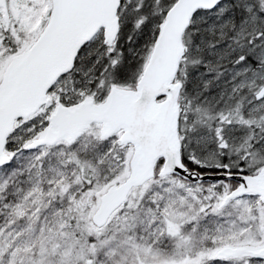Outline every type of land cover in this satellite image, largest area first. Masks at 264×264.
<instances>
[{
  "label": "snow or ice",
  "instance_id": "6c2138e0",
  "mask_svg": "<svg viewBox=\"0 0 264 264\" xmlns=\"http://www.w3.org/2000/svg\"><path fill=\"white\" fill-rule=\"evenodd\" d=\"M0 264H264V0H0Z\"/></svg>",
  "mask_w": 264,
  "mask_h": 264
}]
</instances>
